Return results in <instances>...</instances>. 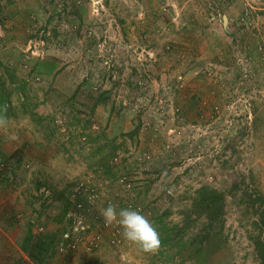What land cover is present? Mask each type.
Here are the masks:
<instances>
[{"label":"rangeland","instance_id":"374dc122","mask_svg":"<svg viewBox=\"0 0 264 264\" xmlns=\"http://www.w3.org/2000/svg\"><path fill=\"white\" fill-rule=\"evenodd\" d=\"M5 108L1 169L11 179L0 175V236L16 229L9 252L40 226L59 244L78 216L70 198L80 184L97 194L84 210L88 234L109 204L139 211L158 233L180 226L205 187L222 194L214 247L224 240L203 264L258 263L264 0H0ZM119 229L115 246L102 233L92 253L54 250L41 264H197L178 238L151 254ZM10 258L37 264L23 251Z\"/></svg>","mask_w":264,"mask_h":264},{"label":"trees","instance_id":"16d2710c","mask_svg":"<svg viewBox=\"0 0 264 264\" xmlns=\"http://www.w3.org/2000/svg\"><path fill=\"white\" fill-rule=\"evenodd\" d=\"M0 159V175H2V171H7L6 166L4 169H1L2 165L6 164V157L0 153ZM2 178L3 180L9 181L11 179L10 171L2 175ZM257 200L260 202V206L264 205V199L262 197H258ZM70 204L74 205L73 202H70ZM181 215L184 219L180 226L171 225L168 227L166 224L160 225L159 236L161 245L167 246L173 239L178 238L181 252H187L188 257L193 259L194 262L203 264L210 251L218 249L223 244L224 239L221 245L217 244L214 247V244L218 242L220 244L223 238L224 205L222 194L215 190L205 189V187L200 188L197 191V197L192 207L182 212ZM258 217L259 221H256L255 225L259 231L253 236L252 240L258 262L257 264H264V207L260 209ZM198 223H200L199 226H201V229H197V231L188 238L190 244L187 245L184 242V236L188 235V229H193ZM35 224H37L35 221H31L30 227H33ZM39 228L43 227L40 226ZM41 232L42 231H38L33 234L31 231H28V235L25 237L24 241L20 243L21 250L29 256L30 260L37 264H41L45 260V256L49 259L54 250L56 252L58 245L54 235L50 233L42 234ZM30 236L38 237L35 244L31 243ZM180 264H183V261Z\"/></svg>","mask_w":264,"mask_h":264},{"label":"built area","instance_id":"2783aa9c","mask_svg":"<svg viewBox=\"0 0 264 264\" xmlns=\"http://www.w3.org/2000/svg\"><path fill=\"white\" fill-rule=\"evenodd\" d=\"M1 161V159H0ZM4 163V162H3ZM171 193V191H168ZM73 200H70L74 204V208L78 212L76 220L73 221L70 227L61 233V241L57 245V252L63 256L69 257L66 252L70 251L73 253H92L100 245V241L105 233V238L109 245L115 246L122 241L119 239L120 227L115 223L112 226H106L104 219L100 220L98 216L93 214L95 224H100L95 233H87L88 226L84 227L83 218L84 210L90 206H94L97 202V194L95 189H87L83 184H80L74 191ZM43 228H39L38 231H42ZM81 248L83 250H81Z\"/></svg>","mask_w":264,"mask_h":264},{"label":"clouds","instance_id":"9594fccd","mask_svg":"<svg viewBox=\"0 0 264 264\" xmlns=\"http://www.w3.org/2000/svg\"><path fill=\"white\" fill-rule=\"evenodd\" d=\"M0 114V129L8 126L7 109ZM101 215L106 226H112L114 223L122 229L123 238L140 248L145 253L154 254L161 247V239L157 229L152 225L149 219L137 210L124 208L117 211L113 204H109L101 210Z\"/></svg>","mask_w":264,"mask_h":264},{"label":"crops","instance_id":"0c3cea01","mask_svg":"<svg viewBox=\"0 0 264 264\" xmlns=\"http://www.w3.org/2000/svg\"><path fill=\"white\" fill-rule=\"evenodd\" d=\"M20 13H18V16H20V17H23L24 15H25V12L26 11H19ZM17 16V15H16ZM17 16V18H20V17H18ZM2 201H3V204L5 203V202H7V200L6 199H2ZM0 202H1V200H0ZM0 205H2V204H0ZM6 205V204H5ZM3 213L0 211V215H2ZM34 220V219H33ZM9 221V220H8ZM5 222V221H4ZM0 224H2V225H4L5 226V224H3V223H0ZM9 224H10V221H9ZM1 230V229H0ZM16 229L14 228V231H13V233H8L7 232V234L4 232L3 233V231H2V234H3V236L1 237L0 236V264H11L12 263V257L10 258V254H14V255H17L18 253H22V251H21V249L17 246H15V243L16 242H18V241H16L15 240V243H14V245H13V250H11L12 252H9V245H8V241H12V243H13V240L12 239H14L13 238V236L16 234V231H15ZM8 242V243H7ZM8 245V246H7Z\"/></svg>","mask_w":264,"mask_h":264},{"label":"water","instance_id":"95a60500","mask_svg":"<svg viewBox=\"0 0 264 264\" xmlns=\"http://www.w3.org/2000/svg\"><path fill=\"white\" fill-rule=\"evenodd\" d=\"M223 20L226 22L227 21V17L225 15H223Z\"/></svg>","mask_w":264,"mask_h":264}]
</instances>
